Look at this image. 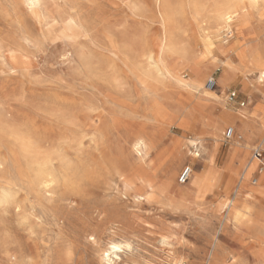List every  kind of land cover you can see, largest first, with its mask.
Masks as SVG:
<instances>
[{
  "label": "rangeland",
  "instance_id": "374dc122",
  "mask_svg": "<svg viewBox=\"0 0 264 264\" xmlns=\"http://www.w3.org/2000/svg\"><path fill=\"white\" fill-rule=\"evenodd\" d=\"M167 1L168 22L159 0H40L36 8L26 0H0V264H109L100 254L110 240L130 244L113 257L115 264H264V197L252 201L251 222L237 224L221 210L236 187L227 178L207 201L188 198L178 206L164 198L138 200L115 186L107 192L98 188V177L114 162H133L124 141L146 122L143 115L156 96L164 109V135L157 134L155 165L168 166L181 186L189 182H183L189 169L194 181L210 168L203 151L198 157L189 144L195 134L177 125L198 116L192 96L164 76L150 80L145 96L142 54L188 79L193 76L188 65L201 55L209 33L228 47L264 51V4L249 10L245 26L235 19L228 31L212 13L224 0ZM217 60L201 92H210V78L218 82L223 75L220 65L227 59ZM263 84L254 75L234 79L216 115L250 108V116L263 98ZM232 92L235 101L229 100ZM121 102L124 116L117 111ZM230 127L222 125L220 149L212 151L220 169L236 138L226 140ZM175 139L181 140L176 149ZM263 139L264 129L249 151L250 162H257L253 150L264 149ZM41 163L57 178L52 192L36 186ZM256 169L250 186L254 179L264 182ZM105 203L117 206L124 220L114 234L92 244L86 238L102 225L98 213Z\"/></svg>",
  "mask_w": 264,
  "mask_h": 264
},
{
  "label": "bare ground",
  "instance_id": "6f19581e",
  "mask_svg": "<svg viewBox=\"0 0 264 264\" xmlns=\"http://www.w3.org/2000/svg\"><path fill=\"white\" fill-rule=\"evenodd\" d=\"M26 1L32 8L40 5V0ZM158 4L160 14L168 22L171 17L168 1L159 0ZM260 4H264V0H224L214 6L212 13L215 15L214 18L221 29L231 31L235 19L238 20L240 27L245 26L249 10L256 8ZM261 15L263 16L262 13ZM209 34L204 36L205 38H202L201 46L203 50L201 55H195L192 62L188 65L192 73L191 75H193L188 79H185L182 75L178 76L179 72L176 73L168 68L165 61L163 66L162 62L157 61L152 54L147 56L142 54L141 57H145V64L142 67L140 65L139 68L142 70V78L140 80L143 85H147L144 90L145 96L150 93L148 88L150 80L163 76L164 79L170 77L176 80L180 89L190 93L198 116L192 115L193 118H187L177 125L183 132H193L195 134V138L191 139L189 144L195 149L194 154L198 157L202 155L201 150L203 151L201 159L208 160L210 165L209 171L202 173L193 181L194 171L189 169L191 171V174L187 178L189 182L187 183L186 181V186H181L177 182L179 177L176 178L170 174L168 166L165 167L164 163L158 166L155 165V161L152 158L160 147L157 143V136L160 135L162 137L164 135V128L161 127L164 124V109L156 96L150 100V106L146 110L148 114L145 113L143 115L146 122L141 123V126L136 127L132 132L129 131L128 138L124 141L129 152L134 157L133 162L129 158L114 162L111 169L101 173L98 177V188L103 192H107L109 190L113 191L115 186L116 190H123L124 195L126 193H133L138 200L164 198L178 206L188 198L207 201L215 196L217 186L227 178L229 183L236 187L222 202L221 210H224V213L227 211V217L234 220L237 224H245L251 222V218L255 214L252 201L258 197H264L263 178L260 179V182L258 180L255 186L249 185L250 176L254 173L257 166L255 161L250 162L249 151L253 147V137H256L264 129V95H262L261 102L256 105L250 116L248 112L250 108L249 110H240L237 113L225 110L223 115L218 116L216 115V107L222 101L224 90L234 79L241 78V76L246 78L247 75H254L258 77L259 82L264 83V78H262L264 77V51L252 46H236V49L231 46L228 47L219 41L217 42L216 35L214 37ZM217 56H224L227 59V61L220 65L223 66V75L216 82V87L213 90L201 92L203 82L207 78V75L210 74V69L219 65V60H217L218 63L215 61ZM236 59L239 62L238 64L235 63ZM250 79L248 78V80ZM126 109V104L121 102L117 111L120 112V116H124ZM166 117L170 118L171 116L168 115ZM207 119L210 122H207ZM223 124L231 125L230 128L233 129L236 138L232 141L231 147L228 150L225 166L223 169H220L217 167V163L212 160V151L220 149V133L222 132L221 127ZM198 132H203L204 137L197 136ZM160 140L163 143V140ZM180 144V139L171 141V145L175 149ZM262 144L264 145V139ZM40 166L41 172L36 186L40 192H52L57 178L52 169L49 168V164L41 163ZM98 216L101 218L99 223L102 225H99L96 231L86 238L89 242L96 245L103 242V236H109L110 233L114 234L115 231H112V229L117 223H121L124 220L120 209L112 203H105L103 210H99ZM105 224L110 225L108 229L102 227ZM128 249H130V244L127 241L110 240L106 244V249L102 250L100 254L101 262L115 264L113 257L119 258V253H124Z\"/></svg>",
  "mask_w": 264,
  "mask_h": 264
},
{
  "label": "built area",
  "instance_id": "2783aa9c",
  "mask_svg": "<svg viewBox=\"0 0 264 264\" xmlns=\"http://www.w3.org/2000/svg\"><path fill=\"white\" fill-rule=\"evenodd\" d=\"M216 87V80L215 78H210L207 82V89L208 90H213ZM237 99V94L235 92H232L229 94V100L230 101H235ZM245 103H241V107H245ZM234 136V131L233 129L229 128L226 133H225V138L226 140H231ZM253 159L256 160L259 164L258 171L259 174L264 175V149L261 146L256 147L253 150ZM188 175H190V171H186L183 175V182L185 183L187 181ZM254 185L257 183V180L254 179L252 182Z\"/></svg>",
  "mask_w": 264,
  "mask_h": 264
},
{
  "label": "crops",
  "instance_id": "0c3cea01",
  "mask_svg": "<svg viewBox=\"0 0 264 264\" xmlns=\"http://www.w3.org/2000/svg\"><path fill=\"white\" fill-rule=\"evenodd\" d=\"M259 134H260V133H259ZM259 134H258V135H259ZM258 135H257L256 137H253L252 142H254V140L257 139ZM234 136H235V134H234ZM234 136H233V138H234ZM233 138H232V139H233ZM256 163H257V162H256ZM257 167H259V164H258V163H257ZM255 185H256V184H255ZM255 185H253V186H255Z\"/></svg>",
  "mask_w": 264,
  "mask_h": 264
},
{
  "label": "snow or ice",
  "instance_id": "6c2138e0",
  "mask_svg": "<svg viewBox=\"0 0 264 264\" xmlns=\"http://www.w3.org/2000/svg\"><path fill=\"white\" fill-rule=\"evenodd\" d=\"M262 78H264V77H262Z\"/></svg>",
  "mask_w": 264,
  "mask_h": 264
}]
</instances>
